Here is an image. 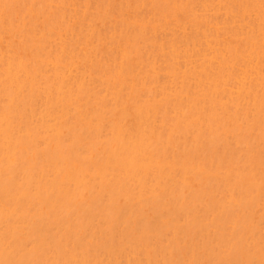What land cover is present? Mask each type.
Masks as SVG:
<instances>
[{"label":"rangeland","instance_id":"1","mask_svg":"<svg viewBox=\"0 0 264 264\" xmlns=\"http://www.w3.org/2000/svg\"><path fill=\"white\" fill-rule=\"evenodd\" d=\"M235 1L237 2L238 0L232 2L231 0H0V56L3 54V57L5 56L7 59L5 61V58H0V62L3 59V63H7V61H12L14 57L17 63L22 64H18L17 67L15 62L13 66H16V69H24V67L27 70L28 68L30 69V76L28 71L23 74L24 71L22 69L19 70L20 72L15 69L20 74L21 81L24 80L21 83L24 84L25 80L30 81L26 82L27 85L33 83L31 87L29 86L30 84L25 87L24 85H10L9 82V86L17 87V94L18 92L21 93L20 95H15V91L11 92L14 88H10L8 85L7 87L3 86V80L6 79L7 81L6 70H4L7 64L5 63L6 65L4 66L3 63H0L4 66L2 67L3 70L0 68V76L3 78V80L0 78V113H4L7 116V112H9V115L14 112L12 115H19L22 123L26 116V119L31 118L30 120H32L34 118V121L35 117L32 114L34 115L36 110L39 112L40 109V112L37 113L40 116V120L35 115L37 116L36 123L37 120L40 121L38 123H41V121L51 119L55 123H51L50 121L49 123L53 125L50 126L57 129L55 135V129H48L50 127L48 126V121L46 122L47 124L44 122L45 126H41L43 123L41 125L37 123V125L34 123L35 121L29 126L28 123L32 121L30 122L27 119L23 123L25 124L24 126L20 124L24 129L21 127L23 129L21 130L22 134L20 132L21 135L18 134L19 136L17 135V137L19 138L23 135L28 137L30 139V141L28 138L26 139L28 145L25 143L24 136L23 138L21 137L22 139L19 141L23 143L24 140V146L22 147V144L20 143V145L17 142L16 151L12 150L15 153L14 160L10 159V161L6 157L4 159L5 155L0 151V164L2 162V165H0V179L1 173L3 174L2 179L4 178L3 181L1 179L3 182H0L1 185L13 182L11 183L13 186L14 180L12 181V179L15 177V180L19 182H15L18 183L16 184L18 188L19 185L22 187L24 184L25 186L26 180V186L30 182H33L31 183L32 185L30 184L32 187L28 186L30 188L27 191L26 186V189L22 187L25 190L24 193H30L28 200L25 198V201L23 198L22 202H17L16 199L21 193V197L27 194H23L24 190L21 187L20 189L16 188L14 184L13 187L17 191L22 190L20 194H15L14 198L16 199L13 198L14 202L17 203L13 204V206L10 203L5 205V207L0 206L2 214L3 210L4 212L6 211L2 217L3 222H1L4 223V226L0 227V231L5 229L11 230L8 233L5 230L3 237L0 234V246H2L0 249V264H264V30H262V27L264 28V0H256L258 3L262 2L261 4L259 3L261 6L255 2L256 5L254 0H242V3L241 0L237 3ZM249 1L250 3H248ZM243 2H246V5L244 3L245 7ZM237 6L240 7L238 8ZM246 12L252 15L249 16ZM202 14L203 16L206 15L204 18L206 17V20L210 22L198 16H202ZM239 16L242 21L239 19ZM247 17L249 18L248 20ZM200 18L207 23H204ZM194 20L198 23L199 21H203L201 22L202 26L200 23H194ZM252 22L258 24L254 25ZM228 30L233 32L235 30V32L234 34H229L231 31ZM208 31L212 36L209 35ZM220 32L222 34L224 32L226 35H222ZM201 33L204 34L202 35ZM194 36L196 37L195 39H193ZM212 39L215 41V44ZM230 42L234 43L233 47V43L231 44ZM203 43H206L205 46L207 47ZM260 43H263V46L260 47L262 45ZM59 44L60 47H58ZM240 44L244 47H241ZM170 47H173L171 52ZM176 47H179L180 50ZM245 47H250L251 49H246ZM255 47L260 48H258V52H255L257 49ZM60 48L63 50H60ZM198 50L200 55L196 54L197 56H195ZM61 55L64 56L61 57L62 60H65L66 55L67 61H72L68 63L66 60H63L64 62H62L60 60ZM256 55L257 57L260 56L256 59ZM201 58L203 59V63L201 62ZM225 58L230 63L228 62L227 64V59L225 60ZM258 59L261 60L259 61ZM74 60L79 65L74 64ZM252 60H254V64ZM192 62L196 64L194 65ZM67 63L70 65L68 69ZM56 66L63 67L64 69L57 67L60 71L62 70L59 72V70H56ZM50 67H54L55 69L51 70L52 68ZM239 67L241 68L239 69ZM79 68L83 74H81L82 72ZM235 68L239 70L237 71ZM68 70L70 71L67 75L66 72ZM188 70L191 71L187 72ZM240 70L246 73L249 71V74L247 75ZM72 71L73 73H70ZM250 71H255L256 75ZM59 73L63 75L61 76ZM250 74L251 76H249ZM3 75L6 77L4 78ZM261 76L263 77L261 78ZM24 77H27V79H23ZM70 77L73 78L72 82ZM32 78H38L36 81L39 86L36 84L35 79ZM203 78L206 79L204 80ZM235 78L237 83L235 82ZM77 79L80 81L77 82ZM231 79L234 82H231ZM51 80L52 82L55 81L57 87L52 88L56 85H53L54 83L50 84ZM69 83L70 85H66ZM73 83L76 84L75 86L78 85L76 90H80L85 86L82 89L84 92L81 91V94V92L73 90L76 88ZM206 83H209V86ZM220 83L224 87L222 85L218 86ZM204 84L209 89H206L208 87ZM230 84L233 89L229 87ZM233 84L238 87V91L235 90ZM252 84L254 87H252ZM255 84L260 87H256ZM46 85L48 88L45 87ZM48 85L50 89L52 88L50 91L53 90V94L47 91L49 89ZM169 85L172 86V92L167 88V86L170 88ZM242 85L248 87H245V90H242L243 92L239 90L240 87H244ZM40 86L44 88L41 89ZM70 86L75 91V97L70 95L71 93L74 95L73 91H69V96L64 95V92H68ZM212 86L214 87L212 88ZM22 87L29 90L21 89ZM61 87L63 90L66 87L68 89L64 92L63 90L61 92L57 91ZM36 88L38 91L40 89L45 91L47 88L46 91L48 93L46 91L45 93L39 91L44 98L40 97L41 94L36 93ZM31 89L35 91H31ZM55 89L56 91H54ZM224 89L225 92H223ZM249 89L250 91L254 89L253 92L257 96L251 93L252 91L249 92ZM174 91L175 93H179V95L177 93L173 94ZM219 91L222 93L223 98L220 97L221 99L216 100L215 95L218 94V98ZM33 92L34 94H32ZM232 92L234 95H232ZM8 93L10 95L13 94L11 95V99ZM170 93L174 96H171ZM214 93L216 94L212 95ZM226 93L228 94L226 95ZM53 95L56 97L62 95L61 99L63 98V100L53 97ZM259 95L260 98H258ZM63 96H66L67 100ZM45 97H48V100H50L49 97L53 98L51 100L54 102L48 101V105L45 103L47 101L44 102L46 100ZM248 97L249 100L246 99ZM250 97H252V100ZM35 99L38 102H32ZM256 99H259V102H256ZM39 100H42L44 104ZM73 100L78 102H74ZM220 100L223 101L220 102ZM16 101L18 102L16 104L19 105H10L15 104ZM59 101L67 109L63 105L60 106ZM242 101V105L239 104ZM253 102L257 103V107L254 106L256 104ZM32 103H38L39 107L37 106V108L32 109ZM145 103L153 105L150 106ZM245 103L249 111L245 110L247 107H244V109L241 107L243 104L246 106ZM52 104L54 105L52 106ZM140 104H142L143 108L141 107L139 110ZM235 104L239 106L235 107ZM45 105H48L47 107L52 109L49 108L44 111ZM14 106L16 107L12 111V107ZM147 106L149 107L147 108ZM228 106H230V109ZM9 107L11 108L10 110ZM54 107L57 108L56 112H62V116L64 117L57 114L55 110L51 112L55 109ZM251 107H255V110ZM212 108L216 113L212 111ZM259 108L263 112L255 113L256 110L260 112L258 111ZM145 109L147 110L145 111ZM148 109L150 110L148 111ZM210 109L212 112H210ZM65 110L67 111L65 112ZM230 110L235 111L231 112ZM18 111L19 113H17ZM25 111L26 113H23ZM41 111L45 113L47 111L48 113L42 117L44 112L41 113ZM28 112L31 117L27 115L29 114ZM20 113L23 114L20 115ZM53 113H56L57 116L54 117ZM104 113L106 117H104ZM145 113L148 115H145ZM153 114L156 115L154 116ZM22 116L25 117L22 118ZM153 116L155 119L152 118ZM41 118H44V120ZM60 118L61 123H57ZM150 118L151 120L154 119V122L156 120L155 126L154 122L152 123L151 120H148ZM146 120L147 122H145ZM55 124H60V127L57 126L59 127L57 128ZM144 125L147 128H151V126L155 128L151 129V132L149 131L150 129L147 130L146 128L145 133L143 129L144 132L141 130V127L145 128ZM28 127L31 130L34 127L35 130L29 131ZM27 130L31 135L36 133V136L32 135L30 137ZM47 130L50 132H47ZM127 130L131 131L128 133ZM57 131H60V133ZM139 131L140 133H138ZM147 131L149 132L147 133ZM130 134L132 136L141 134L139 135L140 137L137 136L139 139L148 134V138L145 137L146 141L143 139L144 141L139 142L137 137H135L136 139L132 137L135 141L131 142L133 139L129 136ZM43 137L44 139L42 140ZM128 141L131 142L130 148L133 146L137 148L133 147L134 157H140L144 165L140 164L142 166L138 167V163L141 160L133 157L132 148L131 154L128 151L127 153L129 154H121L123 150L120 151V149H123L125 146L128 147ZM34 142H37L35 147L33 145ZM143 143L145 144L144 146ZM135 144L138 145L136 146ZM140 145L144 147L143 149L141 146L144 152L146 150L147 155L143 153ZM36 147L37 151L40 148V152L36 151ZM127 150H129V147ZM125 151L126 148L123 152ZM44 153L49 154L46 155ZM142 153L145 156L142 157ZM38 155L40 156L38 157ZM124 155H127V157L130 155L128 158H133L134 160L131 159V161L135 162V166L136 163L138 165L135 168H139V170L132 169L134 171H131V177L128 174L126 175V173L130 172L128 169H131L133 164H129L131 162H129L130 159L125 158ZM117 156H120V160L121 157H124V159H127L125 161L129 162L126 163L128 169L125 168L127 172L122 170L126 165L121 164L125 163L123 162L124 160L120 162L121 167L117 166V163L120 161H118ZM51 157L54 159L52 158L53 160L50 162ZM115 157L118 162H116ZM147 157H149L148 160ZM74 158L80 160H75ZM84 158L87 160H84ZM18 159L20 163L17 161ZM23 159L25 160L24 162ZM37 161L39 163H36ZM83 161H86L87 164ZM54 162H56V165ZM115 162L117 168L114 165ZM37 164L39 165L36 166ZM155 164L159 165L160 168H158L159 166L156 167ZM112 165L113 167H111ZM129 165H131L130 168L128 167ZM146 165L150 170L148 169L149 171L145 173V170L143 171L141 167L144 166L146 168ZM12 166L13 169H15L14 167L17 169L13 171ZM74 166L76 167L74 168ZM28 167L31 169H28ZM72 167L77 170L78 176L80 169L84 171L85 174H82L83 171L81 172V179L80 177L78 179L76 174L73 175V171L77 172L76 170L72 171ZM18 168H22V170H19L21 171L20 173H18ZM64 168H66V172L62 174ZM11 171L13 173L17 172V174L14 173L15 177L11 176ZM103 172L106 173L105 176ZM138 172L140 173L139 175L137 174ZM43 173L46 176V173L50 174V176L48 175L49 181ZM60 173L61 178L63 176L61 181L62 183L64 181V186L68 190L75 188L72 190L76 193L74 195H77L72 198V194H70L71 196L68 194L69 196L67 197H71L72 199L66 198L67 202L70 200L69 203L65 202L67 205L64 203L65 200H59L63 198L57 196L60 193L56 192V188H49L51 180L57 177V174L60 175ZM86 173L92 177L89 176L87 179L88 175ZM135 173L138 175V179ZM27 176H29L30 182L26 178ZM33 176H35V179ZM39 176L41 180L44 176V181L45 179L46 182L48 181V187L43 184L45 182L42 183L45 189L42 188L41 184L39 185V182L42 181L36 182L40 180ZM74 176L78 180H82V177L85 179L83 178L82 182H76ZM61 178L57 179L60 180ZM31 179L37 180L31 181ZM132 179L136 180L133 181ZM54 180L56 179L54 178ZM68 181L72 184L74 183V185L71 187L69 183L67 186ZM75 183H78V187ZM81 183L84 186L86 183L89 185L91 183V185L84 187ZM80 185L83 186L80 188L84 190L76 189ZM76 190L78 192L79 190L81 191L77 194ZM71 191L70 193H72ZM33 193H36L35 196ZM32 195L36 197V199H33V202L31 201L32 198H30ZM21 197L18 199L20 200ZM102 197L103 199H101ZM152 197L153 199H151ZM49 198L51 199L48 200ZM47 200H53V202L55 200V202L52 204L53 202H47ZM92 202H95V204ZM47 203L48 206L46 205ZM71 203H74V206H71ZM76 206L77 209L75 208ZM66 207L68 208L66 209ZM187 207L188 209L186 210ZM17 209L19 210L17 211ZM10 212L17 216L14 214L10 216ZM8 218L11 221L7 220ZM13 220H16V222L13 223ZM11 222L17 226H13ZM9 224L16 228V234L13 230L14 228L10 229ZM9 233H11L12 238L5 239L7 235L10 236ZM30 240L31 242L27 243ZM23 241L24 244L22 243ZM15 246L18 248L14 250ZM5 250H7L8 254L4 252ZM10 255L11 257L14 256V259L13 257L10 258ZM41 255L42 258L40 257ZM25 256L26 258H24Z\"/></svg>","mask_w":264,"mask_h":264},{"label":"bare ground","instance_id":"2","mask_svg":"<svg viewBox=\"0 0 264 264\" xmlns=\"http://www.w3.org/2000/svg\"><path fill=\"white\" fill-rule=\"evenodd\" d=\"M156 1H157V0H156ZM199 1H200V0H199ZM202 1H204V0H202ZM217 1H218V0H217ZM232 1H234V0H231V2H232ZM238 1H239V0H238ZM238 1H237V2H238ZM259 1H260V0H259ZM261 1H263V0H261ZM222 2H224V1H222ZM225 2H226V1H225ZM227 2H228V1H227ZM235 2H236V1H235ZM237 2H236V3H237ZM255 2H257V1L254 0V3H255ZM233 3H234V2H233ZM241 3H242V0H241ZM244 3H245V5H246V2H243V5H244ZM248 3H250V1H249ZM252 3H253V2H252ZM252 3H251V5H252ZM259 3H260V2H259ZM259 3L257 2L258 5H260L262 2H261L260 4H259ZM263 3H264V2H263ZM108 4H109V3H108ZM201 4H202V2H201ZM229 4H230V3H229ZM255 4H256V3H255ZM257 4H256V5H257ZM44 5H45V4H44ZM44 5H43V7H44ZM105 5H106V4H105ZM219 5H220V4H219ZM245 5H244V7H245ZM263 5H264V4H263ZM199 6L201 7V5H199ZM227 6H228V5H227ZM240 6H242V5L240 4ZM240 6H239V7H240ZM247 6H249V5H247ZM260 6H261V5H260ZM224 7H225V6H224ZM233 7H234V6H233ZM237 7H238V6H237ZM239 7H238V8H239ZM257 7H258V6H257ZM262 7H263V6H262ZM193 8H194V7H193ZM205 8H206V7H205ZM235 8H236V5H235ZM252 8H253V7H252ZM260 8H261V7H260ZM21 9H22V8H21ZM225 9H226V8H225ZM41 10H42V9H41ZM205 10H206V9H205ZM207 10H208V9H207ZM236 10H238V9H236ZM247 10H248V9H247ZM255 10H257V9H255ZM194 11H195V9H194ZM201 11H202V10H201ZM240 11H241V10H240ZM251 11H252V10H251ZM236 12L238 13V11H236ZM236 12H235V13H236ZM249 12H250V11H249ZM249 12H246V13H247L249 16L252 15V14H249ZM259 12H260V11H259ZM99 13H100V12H99ZM199 13H200V12H199ZM242 13H243V11H242ZM246 13H245V14H246ZM262 13H263V12H262ZM91 14H92V13H91ZM31 15H32V14H31ZM88 15H89V14H88ZM105 15H106V14H105ZM192 15H193V14H192ZM229 15H230V14H229ZM242 15H243V14H242ZM258 15H259V13H258ZM194 16H195V14H194ZM196 16H197V15H196ZM198 16L204 18V16H206V15L203 16V14H202V16H200V15H198ZM198 16H197V18H198ZM197 18H195V19H197ZM256 18H257V17H256ZM260 18H261V14H260ZM200 19H201V18H200ZM204 19L206 20V17H205ZM239 19L241 20L240 16H239ZM248 19H249V18L247 17V20H248ZM201 20H203V19H201ZM226 20H227V19H226ZM229 20H230V19H229ZM247 20H246V21H247ZM261 20H262V19H261ZM261 20H260V21H261ZM194 21H195L194 23H196V24H199V23H200L201 26H202V23H201V22H203L204 20L201 21V22L199 21V23L196 22V20H194ZM206 21H209V20H206ZM206 21H204V23H205ZM241 21H242V20H241ZM255 21H256V20H255ZM263 21H264V20H263ZM209 22H210V21H209ZM238 22H239V21H238ZM206 23H207V22H206ZM212 23H213V22H212ZM220 23L223 24L222 22H220ZM239 23H240V22H239ZM252 23H253L254 25H257V24H258V23L255 24L254 22H252ZM252 23H251V24H252ZM214 24H215V23H214ZM224 24H225V23H224ZM259 24H260V23H259ZM191 25H192V24H191ZM203 25H204V24H203ZM210 25H212V24H210ZM231 25H232V23H231ZM260 25H261V24H260ZM205 26H206V25H205ZM205 26H204V27H205ZM212 27H213V26H212ZM255 27H256V26H255ZM261 27H262V26H261ZM261 27H260V30H261ZM188 28H189V27H188ZM201 28H202V27H201ZM250 28H251V27H250ZM204 29L206 30V28H204ZM204 29H203V30H204ZM213 29H214V28H213ZM216 29H217V28H216ZM216 29H215V31H216ZM218 29H219V28H218ZM248 29H249V28H248ZM12 30H13V28H12ZM220 30H221V29H220ZM220 30H219V31H220ZM232 30H233V29H232ZM245 30H247V29H245ZM262 30H264L263 27H262ZM262 30H261V31H262ZM206 31H207V30H206ZM228 31H231V30H228ZM232 32H233V31H231V33H229V32H228V33H229V34H234L235 30H234L233 33H232ZM186 33H187V32H186ZM195 33H196V32H195ZM198 33H200V32H198ZM208 33H209V31H208ZM220 33L222 34V32H220ZM226 33H227V32H226ZM245 33H247V31H245ZM263 33H264V31H263ZM201 34H202V33H201ZM201 34H200V35H201ZM203 34H204V33H203ZM203 34H202V35H203ZM223 34H224V32H223ZM223 34H222V35H223ZM229 34H228V35H229ZM236 34H237V33H236ZM16 35H17V34H16ZM16 35H15V36H16ZM188 35H189V34H188ZM209 35L212 36L211 33H209ZM209 35H208V36H209ZM224 35H226V34H224ZM239 35H240V34H239ZM138 36H139V35H138ZM195 36H196V34H195ZM195 36H194L193 39L196 38ZM213 36H214V35H213ZM219 36H220V35H219ZM231 36H232V35H231ZM231 36H230V37H231ZM236 36H238V35H236ZM241 36H242V35H241ZM262 36H263V35H262ZM192 37H193V36H192ZM204 37H205V36H204ZM221 37H222V36H221ZM232 37L235 38L234 36H232ZM197 38H199V37H197ZM202 38H203V37H202ZM211 38H212V37H211ZM225 38H226V37H225ZM240 38H241V37H240ZM252 38H254V37L252 36ZM256 38H257V36H256ZM263 38H264V36H263ZM203 39H204V38H203ZM206 39H207V38H206ZM213 39H215V38H213ZM213 39H212V41H213ZM242 39H243V38H242ZM188 40H189V39H188ZM198 40H199V39H198ZM200 40H202V39H200ZM204 40H205V39H204ZM209 40H210V39H209ZM223 40H224V39H223ZM228 40H229V39H228ZM237 40H238V39H237ZM245 40H246V39H245ZM261 40H262V39H261ZM196 41H197V39H196ZM225 41H226V40H225ZM225 41H224V43H225ZM229 41H230V40H229ZM243 41H244V40H243ZM39 42H40V41H39ZM191 42H193V41H191ZM197 42H199V41H197ZM205 42H206V41H205ZM208 42H209V41H208ZM210 42H211V41H210ZM213 42H214V44H215V41H213ZM226 42H227V41H226ZM194 43H196V42L194 41ZM199 43H200V42H199ZM222 43H223V42H222ZM230 43L232 44L233 42H230ZM237 43H240V42H237ZM244 43H245V42H244ZM250 43H251V42H250ZM250 43H249V44H250ZM60 44H61V43H60ZM60 44H59L58 47H60ZM175 44H176V42H175ZM175 44H174V45H175ZM177 44H178V43H177ZM187 44H188V43H187ZM201 44H202V42H201ZM205 44H206V43H205ZM205 44L203 43L204 46H205ZM209 44H210V43H209ZM247 44H248V43H247ZM260 44H262V45H260V47L263 46V43H260ZM61 45H62V44H61ZM169 45H170V44H169ZM172 45H173V42H172ZM194 45H195V44H194ZM194 45H193V46H194ZM233 45H234V43L232 44V47H233ZM235 45H236V43H235ZM252 45H254V44H252ZM256 45H257V44H256ZM39 46H40V45H39ZM63 46H64V45H63ZM170 46H171V45H170ZM178 46H179V44H178ZM185 46H186V44H185ZM197 46H198V44H197ZM209 46H210V45H209ZM240 46H241V44H240ZM254 46H255V45H254ZM183 47H184V46H183ZM199 47H200V44H199ZM199 47H198V48H199ZM205 47H207V46H205ZM214 47H215V46H214ZM236 47H237V46H236ZM241 47H244V46L242 45ZM251 47H252V46H251ZM39 48H40V47H39ZM140 48H141V47H140ZM170 48H171V50H170V52H171L172 49H173V47H170ZM176 48H179V47H176ZM188 48H189V47H188ZM191 48H193V47H191ZM196 48H197V47H196ZM245 48L247 49L248 47H245ZM252 48H254V47H252ZM255 48H257L255 52H258V48H259V47H255ZM61 49H62V48H60V50H61ZM228 49H229V48H228ZM239 49H240V48H239ZM248 49H251V48L249 47ZM259 49H260V48H259ZM62 50H63V49H62ZM179 50H180V48H179ZM194 50H195V48H194ZM203 50H204V49H203ZM217 50H218V49H217ZM261 50H262V49H261ZM42 51H43V50H42ZM195 51H196V50H195ZM237 51H238V50H237ZM239 51H241V50H239ZM33 52H34V51H33ZM62 52H63V51H62ZM62 52H61V53H62ZM174 52H175V51H174ZM193 52H194V51H193ZM246 52H247V51H246ZM246 52H245V54H247ZM250 52H252V51H250ZM253 52H254V51H253ZM255 52H254V53H255ZM5 53H6V52H5ZM177 53H178V52H177ZM199 53H200V52H199V50H198V53H195V56H197ZM225 53H226V52H225ZM241 53H242V52H241ZM260 53H261V52H260ZM175 54H176V53H175ZM196 54H197V55H196ZM211 54H212V52H211ZM211 54H210V55H211ZM229 54H230V53H229ZM233 54H234V53H233ZM243 54H244V53H243ZM173 55H174V53H173ZM199 55H200V54H199ZM210 55H208V56H210ZM230 55H231V54H230ZM240 55H241V54H240ZM1 56H2V57H1ZM1 56H0V58H5V56L3 57V54H2ZM6 56H7V55H6ZM10 56L12 57V55H10ZM205 56H206V55H205ZM236 56H237V55H236ZM259 56H260V55H259ZM259 56H258V57H259ZM11 57H10V58H11ZM37 57H38V55H37ZM61 57H64V56H62V55L60 56V60H61L62 62H64L65 60H66V61L68 60V59L66 58V55H65V60L63 59L64 61L62 60ZM180 57H181V56H180ZM198 57H199V56H198ZM211 57H212V56H211ZM211 57H210V58H211ZM221 57L223 58V56H221ZM247 57H248V56H247ZM258 57H257V55H256V59H257ZM8 58H9V55H8ZM182 58H183V57H182ZM234 58H235V57H234ZM11 59H12V58H11ZM11 59H10V60H11ZM16 59H17V58H16ZM69 59H70V58H69ZM201 59H202V58H201ZM226 59H227V58H225V60H226ZM235 59H236V58H235ZM239 59H240V58H239ZM256 59H255V61H257ZM1 60H2V61H1L0 63H3V59H1ZM4 60L6 61L7 59L5 58ZM13 60H14V62H13ZM17 60H18V59H17ZM222 60H223V59H222ZM258 60H259V59H258ZM260 60H261V59H260ZM260 60H259V61H260ZM52 61H54V60H52ZM52 61H51V62H52ZM71 61H72V60H70L69 62L67 61V62L70 63ZM76 61H77V59H76ZM202 61H203V59L201 60V62H202ZM230 61H231V60H230ZM240 61H241V59H240ZM253 61H254V60H252V62H253ZM259 61H258V62H259ZM263 61H264V60H263ZM15 62H16V60H15L14 57H13L12 61H7V63L5 62L7 65H6L5 63H3L4 66L6 65L5 67L2 66V64H0V65H1V67H0L1 69H2V67L6 68V69H4V70H6L5 72H6L7 77L4 76V75H3V76H4V78L6 77V78H7V81H8V83H7L6 79L3 80V78L0 76L1 80L4 81V82H3V83H4L3 86H4V87H7V85L9 86V82H10V85H12V84H14L15 86H17V85H24L25 87H27V86L30 84L29 86L31 87V86L33 85V83H32V84L29 83V84L27 85L26 82H30V81H28V80H27V81L25 80V83H24V84L21 83V82H24V80L21 81V76H20V74H18V72H20L19 70H21L22 68H21V69H18V68L16 69V66H17L18 64H19V65H22V64L17 63V62L15 63ZM46 62H47V61H46ZM51 62H50V63H51ZM54 62H55V61H54ZM59 62H60V61H59ZM193 62H194V61H193ZM193 62H192V63H193ZM228 62H229V61H228V59H227L226 63L228 64ZM238 62H239V61H238ZM250 62H251V61H250ZM250 62H249V64L252 63V62H251V63H250ZM14 63L16 64L15 67L13 66ZM52 63H53V62H52ZM55 63H56V62H55ZM55 63H54V64H55ZM65 63H66V62H65ZM68 63H67V64H68ZM73 63H74V64H78V63H75V60L73 61ZM182 63H183V62H182ZM184 63H185V62H184ZM187 63H188V62H187ZM190 63H191V62H190ZM196 63H197V61H196ZM196 63H195V64H196ZM199 63H200V60H199ZM202 63H203V62H202ZM223 63H224V62H223ZM229 63H230V62H229ZM239 63H240V62H239ZM246 63H247V62H246ZM23 64H24V63H23ZM47 64H49V63H47ZM67 64H66V65H67ZM193 64H194V63H193ZM195 64H194V65H195ZM216 64H217V63H216ZM218 64H219V63H218ZM224 64H225V63H224ZM240 64H241V63H240ZM240 64H238V65H240ZM253 64H254V62H253ZM255 64H257V63L255 62ZM63 65H65V64H63ZM71 65H72V63H71ZM78 65H79V64H78ZM189 65H191V64H189ZM214 65H215V64H214ZM23 66H24V65H23ZM26 66H27V65H26ZM50 66H51V64H50ZM61 66H62V65H61ZM68 66H69V67H68ZM68 66H67V69L70 68V65H69V64H68ZM75 66H76V65H75ZM185 66H186V64H185ZM196 66H198V65H196ZM223 66H224V65H223ZM225 66H226V65H225ZM251 66H252V64H251ZM254 66H255V65H254ZM257 66H258V64H257ZM17 67H18V66H17ZM21 67H22V66H21ZM57 67H59V66H56V68H57ZM77 67H78V66H77ZM183 67H184V65H183ZM212 67H213V66H212ZM247 67H248V66H247ZM249 67H250V66H249ZM260 67H261V66H260ZM260 67H259V68H260ZM27 68H28V66H27ZM50 68H52L51 70L55 69L54 67H50ZM59 68H60V67H59ZM59 68L56 69V70H59V72L62 71V70L60 71V69H64L63 67L60 68V69H59ZM97 68H98V67H97ZM124 68H125V67H124ZM180 68H181V67H180ZM184 68H185V67H184ZM197 68H199V67H197ZM219 68H220V66H219ZM240 68H241V67H239V69H240ZM252 68H253V66H252ZM1 69H0V70H1ZM15 69L18 70V72H17ZM147 69H148V68H147ZM162 69H163V68H162ZM185 69H186V68H185ZM191 69H192V68H191ZM215 69H216V68H215ZM229 69H230V68H229ZM239 69H238V70H239ZM244 69H245V68H244ZM244 69H243V70H244ZM2 70H3V69H2ZM22 70L24 71L23 74H25V72L28 71L29 76H30V71H29L30 69H29V68H28V70H27V69L24 67V69H22ZM25 70H26V71H25ZM65 70H66V69H65ZM79 70H80V68H79ZM199 70H200V68H199ZM222 70H223V69H222ZM231 70H232V69H231ZM235 70H237V68H235ZM238 70H237V71H238ZM250 70H251V69H250ZM252 70H253V69H252ZM256 70H257V69H256ZM256 70H255V71H256ZM259 70H260V69H259ZM66 71H67V70H66ZM66 71H65V72H66ZM69 71H70V70H68V72H66L67 75H68ZM73 71H74V70H73ZM73 71L70 72V73H73ZM76 71H77V70H76ZM76 71H75V72H76ZM80 71H81V70H80ZM189 71H191V70H188L187 72H189ZM195 71H196V70H195ZM208 71H210V70H208ZM233 71H234V70H233ZM240 71H242V70H240ZM244 71H246V70H244ZM244 71H242V72H244ZM255 71H254V72L250 71V72L255 73V75H256V72H255ZM257 71H258V70H257ZM2 72L4 73V71H2ZM54 72H55V71H54ZM81 72H82V71H81ZM247 72H248V73H246V72H244V73H246V74L248 75V74H249V71H247ZM62 73H63V72H62ZM76 73H78V72H76ZM159 73H160V72H159ZM193 73H194V71H193ZM214 73H215V72H214ZM224 73H225V72H224ZM237 73H238V72H237ZM263 73H264V71H263ZM21 74H22V72H21ZM23 74H22V75H23ZM32 74H33V72H32ZM32 74H31V76H32ZM59 74H60V73H59ZM64 74H65V73H64ZM81 74H83V72H82ZM183 74H184V73H183ZM186 74H187V73H186ZM215 74H216V73H215ZM241 74H242V73H241ZM33 75H34V74H33ZM55 75H56V74H55ZM60 75H61V74H60ZM62 75H63V74H62ZM62 75H61V76H62ZM72 75L74 76V74H72ZM78 75H79V74H78ZM84 75H85V73H84ZM187 75H188V74H187ZM187 75H186V76H187ZM191 75H192V74H191ZM195 75H196V74H195ZM207 75H208V74H207ZM222 75H223V73H222ZM228 75H229V74H228ZM234 75H235V74H234ZM252 75H253V74H252ZM261 75H262V74H261ZM24 76H25V75H24ZM186 76H185V78H186ZM188 76H189V75H188ZM198 76H199V75H198ZM202 76H204V75H202ZM224 76H225V74H224ZM236 76H237V74H236ZM242 76H243V75H242ZM249 76H251V74H250ZM32 77H34V76H32ZM37 77H38V76H37ZM52 77H53V76H52ZM66 77H67V76H66ZM75 77L78 78V79H80V78L77 77V76H75ZM205 77H206V75H205ZM211 77H212V76H211ZM222 77H223V76H222ZM229 77H230V76H229ZM229 77H228V78H229ZM238 77H239V76H238ZM240 77H241V76H240ZM252 77H254V76H252ZM262 77H263V76H261V78H262ZM25 78L27 79V77H24L23 79H25ZM57 78H59V77H57ZM70 78H71V82H72V79H73V78H72V77H70ZM70 78H69V79H70ZM85 78H86V77H85ZM206 78H207V77H206ZM206 78H205V79H206ZM246 78H247V77H246ZM259 78H260V77H259ZM261 78H260V79H261ZM32 79H35V78H32ZM36 79H38V78H36ZM36 79H35V81H36ZM78 79H77V82L80 81V80H78ZM201 79H202V78H201ZM203 79H204V78H203ZM205 79H204V80H205ZM207 79H208V78H207ZM237 79H238V78H237ZM250 79L253 81L252 78H250ZM256 79H258V78H256ZM54 80H55V79H54ZM59 80H60V78H59ZM67 80H68V79H67ZM122 80H123V79H122ZM210 80H211V79H210ZM231 80H232V79H231ZM231 80H230V81H231ZM243 80H244V77H243ZM246 80H247V79H246ZM248 80H249V79H248ZM251 80H250V81H251ZM5 81H6V82H5ZM35 81H33V82H35ZM45 81H46V80H45ZM65 81H66V80H65ZM200 81H201V80H200ZM200 81H198V82H200ZM221 81H222V80H221ZM252 81H251V82H252ZM255 81H256V80H255ZM255 81H254V82H255ZM263 81H264V79H263ZM31 82H32V81H31ZM48 82H49V81H48ZM59 82H60V81H59ZM84 82H85V81H84ZM168 82H169V81H168ZM207 82H208V81H207ZM211 82H213V81H211ZM216 82H217V81H216ZM226 82H227V81H226ZM231 82H234V80H232ZM231 82H230V83H231ZM235 82H236V78H235ZM244 82H245V81H244ZM3 83L1 82V84H3ZM6 83H7V84H6ZM49 83H50V84H51V83H54L53 85H56V84H55V81L52 82V80H51V82H49ZM61 83H62V81H61ZM86 83H87V82H86ZM86 83H85V85H86ZM170 83H172V82H170ZM170 83H169V84H170ZM196 83H197V82H196ZM201 83H202V82H201ZM214 83H215V82H214ZM236 83H237V82H236ZM236 83H235V84H236ZM245 83H246V82H245ZM245 83H244V84H245ZM5 84H6V86H5ZM34 84H35V83H34ZM36 84L38 85L37 81H36ZM36 84H35V85H36ZM73 84H74V86L76 85L75 83H73ZM80 84H81V83H80ZM206 84H207V83H206ZM208 84H209V83H208ZM208 84H207V85H208ZM211 84H212V83H211ZM227 84H228V83H227ZM231 84H232V83H231ZM231 84H230V86H229L230 88H232V87H231ZM242 84H243V82H242ZM37 85H36V86H37ZM66 85H70V83H69V84H66ZM81 85H82V84H81ZM184 85H185V84H184ZM201 85H202V84H201ZM204 85H205V84H204ZM207 85H205V86H207ZM212 85H213V84H212ZM214 85H215V84H214ZM220 85H222V86L224 87L223 84H221V83L218 84V86H220ZM233 85H234V84H233ZM237 85H238V84H237ZM239 85H240V84H239ZM246 85H249V84H246ZM252 85H253V84H252ZM260 85H261V84H260ZM263 85H264V84H263ZM38 86H39V85H38ZM38 86H37V87H38ZM48 86H49V85H48ZM51 86H52V85H51ZM64 86H65V85H64ZM77 86H78V85H77ZM77 86H75L76 88L74 87L75 89H73V90H76V89H77ZM83 86H84V85H83ZM169 86H170V85H169ZM175 86H176V85H175ZM208 86H209V85H208ZM208 86H207V87H208ZM225 86H226V85H225ZM234 86H235V90L238 91V87H236V85H234ZM242 86H244V85H242ZM255 86H256V84H255ZM257 86H258V85H257ZM257 86H256V87H257ZM9 87H10V88H14V86H13V87H12V86H9ZM9 87H8V88H9ZM33 87H34V86H33ZM45 87H47V85H46ZM55 87H57V85L54 86V87H52V88H55ZM67 87H68V86H67ZM67 87H66L64 90H63V88L61 87V88L57 89V91H60V92H61V91L63 90V92H64V91H66V90L68 89ZM81 87H82V86H81ZM84 87H85V86H84ZM84 87H83V88H84ZM171 87H172V86H170V88H171ZM213 87H214V86H212V88H213ZM229 87H227V88H229ZM245 87H247V86L240 87V88H243V89H240V88H239V90H241V91H242V90H245ZM250 87H251V86H250ZM252 87H254V85H253ZM252 87H251V88H252ZM258 87H260V86H258ZM8 88H7V89H8ZM40 88H41V86H40ZM43 88H44V87H43ZM43 88H41V89H43ZM47 88H48V87H47ZM47 88H46V90H47ZM52 88H51V89H52ZM83 88H82V89H83ZM167 88H168V90H169L170 92H172V88H171V90H170V88H169L168 86H167ZM167 88H166V89H167ZM200 88H202V87H200ZM225 88H226V87H225ZM236 88H237V89H236ZM247 88H248V87H247ZM247 88H246V89H247ZM262 88H263V87H262ZM7 89H6V90H7ZM15 89H16V90H15ZM21 89H24V90H25V89H27V88L22 87ZM36 89H37V88H36ZM41 89H40L39 91H43V90H41ZM51 89H50V86H49V89H48L47 91H50ZM69 89H70V90H69ZM69 89H68V92L66 91L67 94L64 92V95H66V96L68 95V96H69V94H68L69 91H71V92L73 91L72 88H71V86H70ZM82 89H80V90H76V91H79V92L82 91V92H84ZM138 89H139V88H138ZM206 89H209V87L206 88ZM232 89H233V88H232ZM232 89H231V90H232ZM254 89H255V88H254ZM254 89L251 90L252 92H251L250 89H249V92L254 93V92H253ZM19 90H20V89H19ZM19 90H18V91H19ZM28 90H29V89H27V91H28ZM33 90H34V89H33ZM33 90L31 89V91H33ZM44 90H45V89H44ZM46 90H45V91H46ZM84 90H85V89H84ZM175 90H176V89H175ZM202 90H204V89H202ZM218 90H220V89H218ZM228 90H229V89H228ZM14 91H15V92H14ZM16 91H17V87L14 88L13 91L11 90V92H14V93H16ZM34 91H35V90H34ZM39 91H38V89H37V90H36V93L40 95L41 93H40ZM45 91H43V92L45 93ZM47 91H46V93H48ZM54 91H56V89H55ZM178 91H179V90H178ZM258 91H259V90H258ZM0 92H1V91H0ZM6 92H8V91H6ZM38 92H39V93H38ZM50 92H52V94L54 93L53 90L50 91ZM82 92H81V94H82ZM223 92H225V89H224ZM242 92H243V91H242ZM255 92H256V90H255ZM259 92H261V91H259ZM30 93H31V92H30ZM73 93H74V95H72V93H71L70 95L73 96V97H75V95H76V94H75V91H73ZM143 93H144V92H143ZM176 93H177V92H176ZM176 93H175V91H174L173 94H176ZM220 93H221V92L219 91V96H218V98H217V95H218V94L215 95L216 93H214V94H212V95H215V96H216V100H217V99L219 100V99H221L220 97H222V93H221V96H220ZM228 93H229V92H228ZM228 93H226V95H227ZM232 93H233V92H232ZM239 93H241V92L239 91ZM239 93H238V95H239ZM245 93H246V92H245ZM245 93H243V94H245ZM263 93H264V92H263ZM8 94H9V93H8ZM8 94H7V95H8ZM20 94H21V93L18 92V94L16 93L15 95H20ZM32 94H34V92H33ZM57 94H59V93H57ZM85 94H86V93H85ZM123 94H124V93H123ZM157 94H158V93H157ZM167 94H168V93H167ZM170 94H171V93H170ZM235 94H236V93H235ZM254 94H255V93H254ZM259 94H260V93H259ZM4 95H5V94H4ZM9 95H10V94H9ZM11 95H13V94H11ZM11 95L9 96L10 99L12 98ZM39 95H38V96H39ZM48 95H49V94H48ZM55 95H56V92H55ZM62 95H63V93H62ZM62 95H61V96H62ZM124 95H125V94H124ZM155 95H156V94H155ZM177 95H179V93H177ZM177 95H176V96H177ZM232 95H234V93H233ZM249 95H251V94L249 93ZM255 95H256V94H255ZM45 96H47V95H45ZM50 96H51V95H50ZM61 96H60V97H56V96L53 95V97H56V98H59V99H61ZM66 96H63V97L65 98ZM78 96H79V95H78ZM171 96H174V95L171 94ZM215 96H213V97H215ZM251 96H252V95H251ZM256 96H257V95H256ZM263 96H264V94H263ZM18 97H19V96H18ZM20 97H21V96H20ZM36 97H37V95H36ZM40 97H43V95L41 94ZM40 97H39V98H40ZM51 97H52V96H51ZM51 97H49L50 100L47 99L48 97H45L46 100H44V102L47 101V102H45V103L48 104V101H53V100H51V99H53V98H51ZM76 97H77V96H76ZM126 97H127V96H126ZM179 97H180V96H179ZM224 97H225V96H224ZM226 97H227V96H226ZM43 98H44V97H43ZM56 98H55V99H56ZM71 98H72V97H71ZM180 98H181V97H180ZM188 98H189V97H188ZM222 98H223V97H222ZM228 98H229V96H228ZM233 98H234V97H233ZM250 98H251V100H252V97H250ZM258 98H260V95H259ZM263 98H264V97H263ZM10 99H9V101H10ZM21 99H22V98H21ZM65 99H66V98H65ZM65 99H64V101H65ZM77 99H78V98H77ZM177 99H178V98H177ZM181 99H182V98H181ZM225 99H226V98H225ZM225 99H223V100H225ZM242 99H243V98H242ZM246 99L249 100V97L246 98ZM14 100H16V98H14ZM14 100H13V101H14ZM24 100H25V99H24ZM24 100H23V102H24ZM32 100H33V99H32ZM35 100H36V99H35ZM35 100L32 101V102H38L37 100H36V101H35ZM61 100H63V98H62ZM66 100H67V99H66ZM68 100H69V99H68ZM223 100H220V102L223 101ZM226 100H227V99H226ZM230 100H232V99H230ZM248 100H247V101H248ZM251 100H250V101H251ZM256 100H257V99H256ZM256 100H255V101H256ZM258 100H259V99H258ZM258 100H257L256 102H259ZM260 100H262V99H260ZM263 100H264V99H263ZM39 101H40V100H39ZM73 101H74V100H73ZM196 101H197V100H196ZM234 101H235V100H234ZM237 101H238V100H237ZM240 101H241V98H240ZM23 102H22V103H23ZM25 102H27V101H25ZM40 102H42V100H41ZM53 102H54V101H53ZM74 102H78V101H74ZM218 102H219V101H218ZM245 102H246V100H245ZM251 102H252V101H251ZM251 102H250V103H251ZM256 102H255V103L253 102V103L256 104V105H254V106L257 107V103H256ZM261 102H262V101H261ZM16 103H18V102L16 101L15 104L13 103V104H10V105H12V106H13V105H16V106L19 105V104H16ZM19 103H21V102H19ZM42 103H43V102H42ZM59 103H60V101H59ZM59 103H57V104H59ZM242 103H243V101H242L241 103H239V104L242 105ZM263 103H264V102H263ZM32 104H33V103H32ZM32 104H31V105H32ZM35 104H36V105H35ZM35 104L32 105V106H33L32 109L37 108L38 103H35ZM43 104H44V103H43ZM43 104H41V106H43ZM57 104H56V105H57ZM65 104H66V103H65ZM74 104H75V103H74ZM145 104H146V105H150V103H149V104L145 103ZM193 104H195V103H193ZM233 104H234V102H233ZM248 104H249V103H248ZM258 104H259V103H258ZM24 105H25V103H24ZM26 105H27V104H26ZM34 105H35V107H34ZM39 105H40V103H39ZM48 105H49V104H48ZM48 105H47V106H48ZM53 105H54V104H52V106H53ZM61 105H63V104L60 103V106H61ZM140 105H141L140 107L138 106V107H139V110H140V108L142 107V104H140ZM143 105H144V103H143ZM146 105H145V108H146ZM151 105H153V104H151ZM151 105H150V106H151ZM218 105H219V104H218ZM228 105H229V104H228ZM230 105H231V103H230ZM245 105H246V103H245ZM263 105H264V104H263ZM16 106L12 107V108H13L12 111L14 110V108H15ZM29 106H30V105H29ZM41 106H40V107H41ZM45 106H46V105H45ZM47 106H46V108H43L44 111H45V109H49V108H50V107H47ZM57 106H59V105H57ZM57 106H56V107H57ZM63 106H64V108H66L65 105H63ZM68 106H69V105H68ZM76 106H77V105H76ZM154 106H155V105H154ZM154 106H153V107H154ZM195 106H196V104H195ZM236 106H239V105H236V104H235V107H236ZM250 106H251V105H250ZM252 106H253V105H252ZM4 107H5V105H4ZM38 107H39V106H38ZM43 107H44V106H43ZM69 107H70V106H69ZM148 107H149V106H147V108H148ZM153 107H152V108H153ZM155 107H156V106H155ZM220 107H221V106H220ZM228 107H229V109H230V106H228ZM233 107H234V106H233ZM235 107H234V109H235ZM241 107H243V109H244V107H247V105L244 106V104H243V106H241ZM258 107H259V106H258ZM5 108H7V107H5ZM41 108H42V107H41ZM54 108H55V107H54ZM59 108H60V109H63V108H61V107H59ZM142 108H143V107H142ZM213 108H214V107H213ZM213 108H212V109H213ZM221 108H222V107H221ZM251 108H254V110H255V107H251ZM251 108H250V109H251ZM262 108H263V106H262ZM10 109H11V108L9 107V110H10ZM18 109H19V107H18ZM30 109H31V108H30ZM38 109H39V108H38ZM50 109H52V108H50ZM56 109H57V108L53 109L51 112H54V110H55V112H56V111H57ZM66 109H67V108H66ZM68 109H69V108H68ZM74 109H75V108H74ZM78 109H79V108H78ZM238 109H239V108H238ZM238 109H236V110H238ZM240 109H242V108H240ZM7 110H8V109H7ZM25 110H26V109H25ZM97 110H98V109H97ZM146 110H147V109H145V111H146ZM149 110H150V109H148V111H149ZM152 110H156V109H152ZM231 110H232V108H231ZM231 110H230V111H231ZM245 110H248V111H249V108L247 107V108H245ZM252 110H253V109H252ZM252 110H251V111H252ZM263 110H264V109H263ZM44 111H41V113L44 112ZM48 111H50V110H48ZM61 111H62V110H61ZM61 111H60V112H61ZM66 111H67V110H65V112H66ZM68 111H69V110H68ZM102 111H103V110H102ZM104 111H105V110H104ZM148 111H147V113H148ZM212 111H214V109H213ZM212 111H211V109H210V112H212ZM234 111H235V110H234ZM234 111H231V112H234ZM243 111H244V110H243ZM258 111H260V112H257V110H256L255 113H262V112H263L262 110H260V108H259ZM261 111H262V112H261ZM6 112H7V111H6ZM39 112H40V109H39ZM39 112H37V110H36V113L33 112L34 115L31 113L32 116L35 117V120H34L35 122L33 121V119H34L33 117H32L33 119L30 120V119H31V118H30L31 115H30V113L28 112L29 114H27V115L30 116V117H29L30 119H28V118H27V119H28V121L30 120V122L32 121L31 123H28V121H27V123L29 124V126H30V124H32L33 122L36 123V117L38 116L37 113H39ZM136 112H137V111H136ZM214 112H215V111H214ZM238 112H239V110H238ZM245 112H246V111H245ZM7 113H8V115H9V112H7ZM7 113H6V114H7ZM10 113H11V112H10ZM13 113H14V112H12V114H13ZM17 113H19V111H18ZM17 113H16V114H17ZM23 113H26V111L23 112ZM23 113H22V114H23ZM46 113H48V112L46 111ZM46 113L44 112V114L42 115V117H43L44 115H46ZM56 113H57V112H56ZM56 113H53V114L55 115L54 117L57 116ZM102 113H103V112H102ZM102 113H101V114H102ZM106 113H107V112H106ZM215 113H216V112H215ZM255 113H254V114H255ZM263 113H264V112H263ZM12 114H11V115H12ZM22 114L20 113V115H22ZM57 114H60V116H62V112H61V113H57ZM76 114H77V113H76ZM101 114H100V115H101ZM247 114H248V113H247ZM250 114H251V113H250ZM0 115H1V116H0V151L2 152V154L5 155L3 158L5 159V157H6V158H8V160L10 161V159H13V158H14V155H15V153H13L12 150H13V149L15 150V149L17 148V142L20 144V143H21L20 141H21V139H22L23 136H24V135H23V136H20V137H19L20 139L17 137L18 134H19V135L22 134L21 130L24 129L23 126H24L25 124H23V123H25V121L27 120V119H26L27 116H26V115H25L26 117H25V116H22V118L25 117V118H24L25 120H23L24 122L21 123V121H20V119H19V115H15V114H14V115H12V116H11V115H9V116L7 115V116H6L4 113H3V114L0 113ZM35 115H37V116H35ZM47 115H49V114H47ZM51 115H52V113H51ZM105 115H106V114L104 113V117H106ZM145 115H148V114L145 113ZM149 115H150V114H149ZM151 115H152V114H151ZM153 115L155 116L156 114H153ZM252 115H253V114H252ZM259 115H260V114H259ZM14 116H18V117H14ZM101 116H102V115H101ZM154 116H153L152 118H154ZM253 116H254V115H253ZM45 117H46V116H45ZM62 117H64V116H62ZM110 117H111V116H110ZM20 118H21V117H20ZM22 118H21V119H22ZM39 118H40V116H38V119H39ZM46 118H47V117H46ZM57 118H59V117H57ZM41 119L44 120V118H41ZM47 119H48V118H47ZM53 119H54V118H53ZM144 119H145V118H144ZM154 119H155V118H154ZM154 119L151 120V118H150V119H148V120H149V121L151 120L152 123H153V122H154ZM39 120H40V119H39ZM39 120H37V123H38ZM55 120H57V119H55ZM47 121H48V123H49L50 121H51V123L53 122V120H51V119H50V120L48 119ZM47 121L44 120V121H41V123H38V124L41 125V124L43 123V125H41V126H45V125L47 124V123H46ZM60 121H61V118H60L59 122H57V123H61ZM39 122H40V121H39ZM44 122H45L46 124H45ZM145 122H147V120H146ZM145 122H144V123H145ZM155 122H156V120H155ZM155 122H154V126H155ZM168 122H169V121H168ZM27 123H26V127H27ZM37 123H36V124H37ZM51 123H49L48 126H50ZM53 123H55V122H53ZM150 123H151V122H150ZM150 123H149V124H150ZM20 124H22L23 126H22V125L20 126ZM38 124H37V125H38ZM44 124H45V125H44ZM55 125H56V124H55ZM112 125H113V124H112ZM137 125H138V124H137ZM147 125H148V124H147ZM151 125L153 126V124H151ZM151 125H150V126H151ZM51 126H53V125H51ZM51 126H50L48 129L53 128V127H51ZM57 126L60 127V124H57L56 127H57ZM114 126H115V125H114ZM139 126H140V124H139ZM144 126H145V125H144ZM148 126H149V125H148ZM152 126H151V128H150V127L147 128V126H145V128H144V127H141V130L143 129V130L145 131V129L147 128V130L150 129L149 131L151 132V131L155 128V127H152ZM21 127H22L23 129H22ZM54 127H55V126H54ZM59 127H57V128H59ZM137 127H138V126H137ZM40 128H41V127H40ZM43 128H44V127H43ZM45 128H46V127H45ZM27 129H28L29 131L31 130V128H29V127H28ZM54 129H55V130H54ZM68 129H69V128H68ZM134 129H135V128H134ZM151 129H152V130H151ZM28 130H27V131H28ZM32 130H35L34 127L32 128ZM32 130H31V131H32ZM50 130H51V129H50ZM53 130H54V133H55V131H56L57 129H56V128H53ZM53 130H52V131H53ZM141 130H140V131H141ZM143 130H142V132H144ZM24 131H25V130H24ZM24 131H23V132H24ZM29 131H28V133H29ZM42 131H43V130H42ZM42 131H41V133H42ZM52 131H51V132H52ZM127 131H128V130H127ZM130 131H131V130H130ZM130 131H128V133H129ZM132 131H133V130H132ZM135 131H136V130H135ZM140 131H139L138 133H140ZM149 131H147V133H148ZM20 132H21V134H20ZM45 132H46V131H45ZM47 132H50V131L47 130ZM57 132L60 133V131H57ZM136 132H137V131H136ZM136 132H134V133H136ZM28 133H27V134H28ZM54 133H53V134H54ZM134 133H133V135H134ZM145 133H146V131H145ZM29 134H30V133H29ZM35 134H36V133H35ZM35 134L33 133L32 135H35ZM19 135H18V136H19ZM32 135L30 134V137H32ZM37 135H38V132H37ZM55 135H56V133H55ZM57 135H58V134H57ZM139 135H141V134H139ZM139 135L132 136V134H130L129 136H130L131 138H132V137L135 138V137H137V136H139ZM142 135H144V134L142 133ZM35 136H36V135H35ZM21 137H22V138H21ZM37 137H38V136H37ZM37 137H36V140H37ZM39 137H42V136H39ZM139 137H140V136H139ZM145 137L148 138V134H146L145 136H143L142 139L140 138L141 140H140L138 137H137V139H138V141L140 142V141H144L143 139H145ZM27 138H28V137L24 136L25 141H26ZM53 138H54V137H53ZM131 138H129V139L131 140ZM28 139H29V138H28ZM43 139H44V137L42 138V140H43ZM132 139H133V138H132ZM135 139H136V138H135ZM19 140H20V141H19ZM32 140H34V139H32ZM32 140H31V141H32ZM36 140H35V141H36ZM56 140H57V139H56ZM25 141L23 140V143H21V144H22V147L24 146V142H25ZM29 141H30V139H29ZM134 141H135V140L133 139L131 142H134ZM145 141H146V139H145ZM131 142H129V141L127 142V144L129 143V146H128V147H129V150H127L128 147H126V146L124 145V143H126V142L123 143V145H124L125 147L122 146L123 149H120V151H121V150L124 151L125 148H126V151H125V152L122 151L121 154H123V153H124V154H129V153H127V151L130 152V154H131V148H132V153H133V147L135 148V146H133V147L130 148V144H131ZM224 142H225V141H224ZM25 143H27V145H28V141H26ZM36 143H37V142H36ZM36 143H35V142L33 143L34 147H35ZM60 143H61V142H60ZM136 143H137V141H136ZM145 143H146V142H145ZM21 144H20V145H21ZM133 144H134V143H133ZM133 144H132V145H133ZM25 145H26V144H25ZM27 145H26V146H27ZM49 145H50V143H49ZM132 145H131V146H132ZM135 145L137 146L138 144H135ZM144 145H145V144L143 143V146H144ZM146 145H147V143H146ZM29 146H30V145H29ZM31 146H32V144H31ZM50 146H51V145H50ZM50 146H49V147H50ZM68 146H70V145H68ZM72 146H73V145H72ZM141 146H142V145H140V147H141ZM143 146H142V147H143ZM22 147H21V148H22ZM122 147H121V148H122ZM142 147H141V149H142ZM32 148H33V146H32ZM18 149H19V145H18ZM135 149H137V148H135ZM135 149H134V150H135ZM143 149H144V147H143ZM143 149H142L143 153H146V150H145V152H144ZM145 149H146V147H145ZM154 149H155V148H154ZM27 150H28V149H27ZM31 150H32V149H31ZM47 150H48V149H47ZM15 151H16V150H15ZM15 151H14V152H15ZM17 151H18V150H17ZM19 151H20V149H19ZM36 151H37V147H36ZM135 151H137V150H135ZM1 152H0V154H1ZM11 152H12V153H11ZM24 152H25V151H24ZM37 152H40V148H39V150H38ZM46 152H47V151H46ZM48 152H49V150H48ZM119 153H120V152H119ZM135 153H136V152H135ZM143 153H142V157L145 156V154H143ZM158 153H159V152H158ZM10 154H13V155H10ZM24 154H25V153H24ZM24 154H23V155H24ZM44 154L47 155V154H49V153H44ZM44 154H43V155H44ZM57 154H59V153H57ZM133 154H134V153H133ZM136 154L138 155V153H136ZM31 155H32V154H31ZM146 155H147V153H146ZM25 156H26V155H25ZM39 156H40V155H38V157H39ZM79 156H80V155H79ZM115 156H116V155H115ZM120 156H122V155H120ZM120 156H117L118 161L120 160V159H119ZM129 156H130V155H128V157H129ZM131 156H132V155H131ZM134 156H135V154L133 155V157H134ZM139 156H140V153H139ZM53 157H54V156H53ZM53 157H51L50 162L55 158V157H54V158H53ZM124 157L127 158L128 160L130 159L129 162L131 161V159H133V158H131V157L128 158L127 155H126V156L124 155ZM124 157H121V160H124L123 162H125V163H121V164H124V165H125L128 161L126 162L125 160H127V159H124ZM136 157H137V156H136ZM136 157H134V158L136 159ZM0 158H1V156H0ZM16 158H18V157L16 156ZM16 158H15V161H16ZM52 158H53V159H52ZM59 158H60V157H59ZM100 158H101V157H100ZM122 158H123V159H122ZM137 158H139L138 160H141L140 157H137ZM145 158H146V157H145ZM148 158H149V157H147V160H148ZM223 158H224V157H223ZM21 159H22V158H21ZM25 159H26V158H25ZM37 159H38V158H37ZM74 159L77 160L78 158H74ZM80 159H82V158L80 157ZM80 159H78V160H80ZM85 159H86V158H84V160H85ZM115 159H116V157H115ZM115 159H114V161H115ZM13 160H14V159H13ZM86 160H87V159H86ZM121 160L118 162L117 159H116V162H118V163H117V164H118V165H117L118 167H121V166H120V165H121V164H120ZM133 160H134V159H133ZM144 160H145V159H144ZM15 161H14V162H15ZM17 161H19V163H20V160H19V159H18ZM24 161H25V160L23 159V162H24ZM39 161H40V160H39ZM48 161H49V160H48ZM64 161L66 162V160H64ZM99 161H100V159H99ZM136 161H137V160H136ZM219 161H220V160H219ZM21 162H22V161H21ZM27 162H28V161H27ZM41 162H42V161H41ZM46 162H47V161H46ZM67 162H68V161H67ZM83 162L86 163V161H83ZM88 162H89V161H88ZM116 162L114 163L115 166H116ZM129 162H128V163H129ZM137 162H139V161H137ZM9 163H10V162H9ZM11 163H13V162H11ZM16 163H18V162H16ZM36 163H39V162L37 161ZM55 163H56V162H54V164H55ZM73 163H74V161H73ZM148 163H149V162H148ZM155 163H156V162H155ZM4 164H5V163H4ZM14 164H15V163H14ZM33 164H34V163H33ZM54 164H53V165H54ZM86 164H87V163H86ZM112 164H113V163H112ZM129 164H131V165L133 164L134 167H133V165H132V168H131V169H128V168L126 167V166H127V164H126L125 167H124V169L127 168L128 170H130V172H129L130 174H129V173H126V175L128 174V176L131 177V175H132L131 171H134V170H132V169L135 168V167L138 166V165H139L138 167L144 165V162H143V164H142V160H141V161L138 163V165H137V163H136V166H135V162H134V161H133V162L131 161ZM140 164H142V165H140ZM146 164H147V161H146ZM0 165H2V162H1ZM15 165H16V164H15ZM15 165H14V166H15ZM38 165H39V164H37L36 166H38ZM55 165H56V164H55ZM57 165L60 166L59 163H57ZM91 165H93V164L91 163ZM96 165H98V164H96ZM131 165H129L128 167L130 168ZM155 165H156V164H155ZM155 165H154V167H155ZM9 166H10V165H9ZM18 166H19V164H18ZM18 166H17V167H18ZM117 166H116V168H117ZM122 166H123V165H122ZM146 166H147V165H146ZM149 166H150V165H149ZM151 166H152V165H151ZM157 166H159V165H156V167H157ZM0 167H1V166H0ZM4 167H5V166H4ZM22 167H24V166H22ZM54 167H56V166H54ZM65 167H66V166H65ZM75 167H76V166H74V168H75ZM111 167H113V165H112ZM154 167H152V168L154 169ZM2 168H3V167H2ZM14 168L17 169L16 167H14ZM29 168H30V167H28V169H29ZM34 168H35V167H34ZM62 168H63V167H62ZM66 168H67V167H66ZM66 168L63 169V172L61 171L62 174H63V173L65 174V172H66ZM78 168H79V167H78ZM80 168H81V167H80ZM103 168H104V167H103ZM122 168H123V167H122ZM122 168H120V169H122ZM146 168H147V170H146ZM146 168H144V166L141 167V169H142L143 171L145 170V173H146V171H149V170H150V169L148 168V166H147ZM152 168H151V170H152ZM158 168H160V166H159ZM158 168H157V169H158ZM12 169H13V166H12ZM12 169H11V170H12ZM15 169H13V171H14ZM28 169H27V170H28ZM30 169H31V168H30ZM53 169H54V168H53ZM53 169H52V170H53ZM59 169H61V167H59ZM82 169H84V168H82ZM112 169H113V168H112ZM124 169H122V170L127 172V170H126V169L124 170ZM135 169H136V170H139V168H135ZM141 169H140V170H141ZM148 169H149V170H148ZM0 170H1V169H0ZM19 170H22V168H21V169L18 168V171H19ZM33 170H34V169H33ZM71 170L73 171V170H76V169H73V167H72ZM136 170H135V171H136ZM6 171H7V170H6ZM13 171H11V172H12L11 176H12V175L14 176V173L17 174L16 171H15L14 173H13ZM25 171H26V170H25ZM29 171H30V170H29ZM56 171H57V170H56V168H55V172H56ZM67 171H69V170H67ZM78 171H79V169H78ZM82 171H83V170H82ZM82 171H81V169H80L79 176H78V172H77V170H76L77 173H75V171H73V172H74L73 175L76 174V176H78V179H79V177H80V179H81V176H82V174L84 173V171H83V172H82ZM90 171H91V170H90ZM153 171H154V170H153ZM153 171H152V172H153ZM2 172H3V171H2ZM20 172H21V171H19L18 173H20ZM27 172H28V171H27ZM37 172H38V171H37ZM52 172H54V171H52ZM69 172H70V171H69ZM81 172H82V174H81ZM85 172H86V171H85ZM136 172H137V171H136ZM140 172H141V171H140ZM6 173H7V172H6ZM103 173H104V172H103ZM103 173H102V174H103ZM107 173H108V171H107ZM133 173H134V172H133ZM141 173H143V172H141ZM7 174H8V173H7ZM25 174H26V172H25ZM25 174H24V175H25ZM39 174H40V173H39ZM43 174H44V173H43ZM46 174H47V176H46L45 174H44V175L46 176V178H48L47 180L49 181V176H50V174H48V173H46ZM52 174H56V173H52ZM52 174H51V175H52ZM80 174H81V175H80ZM84 174H85V173H84ZM86 174H87V173H86ZM105 174H106V173H104L103 175L105 176ZM110 174H111V173H110ZM137 174L139 175L140 173L138 172ZM137 174L135 173V175L137 176L136 178L138 179V175H137ZM1 175H2V176H1V179H2L3 174L1 173ZM26 175H28V174H26ZM48 175H49V176H48ZM67 175H69V174H67ZM87 175H88V174H87ZM100 175H101V174H100ZM15 176H16V175H15ZM15 176H14V177H15ZM40 176H41V174H40ZM40 176H39V177H40ZM52 176H53V175H52ZM54 176H55V175H54ZM59 176H60V177H59ZM83 176H84V175H83ZM89 176H90V175L87 176V179L89 178ZM112 176H113V175H112ZM14 177H13V178H14ZM19 177H20V176H19ZM28 177H29V176H27L26 178L28 179ZM31 177H32V176H31ZM33 177H34V179H35V176H33ZM37 177H38V176H37ZM69 177H70V176H69ZM90 177H92V176H90ZM94 177H95V176H94ZM94 177H93V178H94ZM102 177H103V176H102ZM132 177H134V176H132ZM8 178H9V177L7 176V179H8ZM15 178H16V177H15ZM15 178L12 179V181L14 180V184H15V186H16V188H18V185H16V184H18L19 182L16 181ZM43 178H44V176L42 177V180H41V177H40V180H37L38 178L36 179L37 181L34 180V179H33V180L36 181V182H38V181H42V182H39V185L41 184V186H42V183L45 182V183H43V184L46 186V185L48 184V183H47L48 181L46 182V179H45V181H44ZM50 178H51V177H50ZM54 178H55L56 180H54ZM54 178H53L54 181L50 179V180H51V183L49 182L50 185H49V184H48V185H49V188H50V189H51V187H54V188H56V189H55L56 192H57L58 194H59V193L61 194V195H60V194L57 195V196H59V198H60V197L63 198V199H59V200H62V201L65 200L64 203H65V202H66V203H69L70 200L73 198V196H74V197L77 196V195H74V194H76V193H75V191L72 190V189H75V188H71L72 191L69 189V190L72 192V193H70V191L64 186V184H63L64 181H63V183H62V181H61V180L63 179V176H62V178H61V173H60V175L57 174V177H54ZM57 178H61V179L59 180V179H57ZM74 178H75L74 180H75L76 182H78V181H79V182H82V180L85 179L84 177H82V180H78L75 176H74ZM83 178H84V179H83ZM93 178H91V179L93 180ZM1 179H0V182H2V181L4 180V178L2 179V181H1ZM20 179H21V178H20ZM69 179H71V178H69ZM115 179H116V178H115ZM215 179H216V178H215ZM8 180H9V179H8ZM8 180H7V181H8ZM28 180H29V179H28ZM33 180L31 179V181H33ZM67 180H68V179H67ZM132 180H133V179H132ZM135 180H136V179H134L133 181H135ZM70 181H72V180H70ZM85 181H86V180H85ZM88 181H89V180H88ZM15 182H18V183H15ZM26 182H27V180H26ZM26 182H25V186L27 185ZM29 182H30V180H29ZM29 182H28V183H29ZM96 182H97V181H96ZM2 183H3V182H2ZM11 183H13V182H11ZM11 183L9 184V182H8V184L6 183L7 185H6V184H4V185L2 184V185H1V183H0V206H1V207H5V205H7V204H9V203L13 206V204L15 205L18 201H21V202H22V201H23V200H22L23 198H24L25 201H26V199H27V200L29 199L28 197H29L30 193H29V194H27L28 192L24 193V192H25L24 189H26V187H27V189H26V191H27L28 188L32 187V186H31V185H32L31 183H33V182H30L31 185H30V184L28 185V186H30V187H28V186L25 187L24 184H23L22 187H25L24 189H22V187L19 185V188H18V189H20V187H21V189L24 190V191H23V194H27V195H25L24 197H23V196L21 197V194H22V193L20 194V192H22V190H21V191H20V190L17 191V189H15V188L13 187L14 184H13V186H12ZM21 183H22V182H21ZM23 183H24V181H23ZM69 183L71 184V185H70L71 187H72V185H74V183L72 184L71 182L68 181V182H67V186H68ZM88 183H89V182H88ZM91 183H92V182H91ZM91 183H90V185H91ZM94 183H95V182H94ZM232 183H233V182H232ZM37 184H38V183H37ZM75 184H76V183H75ZM79 184H80V183H79ZM9 185H11V186H9ZM39 185H38V187H39ZM48 185H47V187H48ZM65 185H66V184H65ZM81 185L84 186V184H82V183H81ZM81 185L79 186V188H76V189H81V188L83 187V186H81ZM87 185H88V187L90 186L89 184L86 183L85 186H87ZM101 185H103V184H101ZM114 185H115V184H114ZM35 186H36V185H35ZM41 186H40V187H41ZM45 186H42V188L45 189V188H44ZM76 186L78 187V183L76 184ZM76 186H75V187H76ZM85 186H84V187H85ZM172 186H173V185H172ZM228 186H229V185H228ZM47 187H46V188H47ZM80 187H81V188H80ZM186 187H187V186H186ZM13 188H14V189H13ZM42 188H41V189H42ZM54 188H53V190H54ZM68 188H69V187H68ZM86 188H87V187H86ZM86 188H85V189H86ZM102 188H103V187H102ZM257 188H258V187H257ZM36 189H37V187H36ZM39 189H40V188H39ZM57 189H58V190H57ZM258 189H259V188H258ZM46 190H47V189H46ZM81 190H84V189H81ZM81 190H79V192H80ZM240 190H241V189H240ZM254 190H255V189H254ZM14 191H15V193H14ZM184 191H185V190H184ZM201 191H202V190H201ZM18 192H19V193H18ZM29 192H30V191H29ZM31 192H32V191H31ZM45 192H46V191H45ZM48 192H49V191H48ZM52 192H53V191H52ZM73 192H74V193H73ZM76 192H77V194L79 193L78 190H76ZM182 192H183V191H182ZM16 193H17V194H20V195L17 197V199L14 198V196H15ZM93 193H94V192H93ZM203 193H204V192H203ZM205 193H206V192H205ZM253 193H254V192H253ZM13 194H14V195H13ZM17 194H16V195H17ZM33 194H34V193H33ZM35 194H36V193H35ZM35 194H34V196H35ZM49 194H51V193L49 192ZM52 194H53V193H52ZM68 194H69V195L72 194V198L69 197L70 200L67 202V199H66V198H68V197H67V196H69ZM115 194H116V193H115ZM120 194H121V193H120ZM39 195H41V194H39ZM34 196H33V195L30 196V198H32V200L30 199L32 202H33V199H36V197H34ZM70 196H71V195H70ZM105 196H106V195H105ZM20 197H21V199L19 200L18 198H20ZM33 197H34V198H33ZM37 197H40V196H37ZM52 197H53V196H52ZM13 198L17 200L16 203L14 202ZM25 198H26V199H25ZM42 198H43V197H42ZM46 198H47V197H46ZM69 198H68V199H69ZM79 198H80V197H79ZM163 198H164V197H163ZM165 198H166V197H165ZM174 198H175V197H174ZM251 198H252V197H251ZM50 199H51V198H49L48 200H50ZM101 199H103V197H102ZM101 199H100V201H101ZM147 199H148V198H147ZM151 199H153V197H152ZM211 199H212V198H211ZM12 200H13V201H12ZM16 200H15V201H16ZM42 200H43V199H42ZM48 200H47V202H53V200H52V201H48ZM55 200H57V199H55ZM55 200H54V202H55ZM161 200H162V199H161ZM161 200H160V201H161ZM43 201H45V200H43ZM103 201H104V200H103ZM200 201H201V200H200ZM11 202H14V203H11ZM21 202H20V204H21ZM54 202H53L52 204H54ZM59 202H60V201H59ZM97 202H98V201H97ZM202 202H203V201H202ZM18 203H19V202H18ZM56 203H57V202H56ZM62 203H63V202H62ZM66 203H65V205H67ZM92 203L95 204V202H92ZM225 203H226V202H225ZM242 203H243V202H242ZM71 204H72V203H71ZM82 204H83V203H82ZM226 204H227V203H226ZM11 205H10V206H11ZM46 205L48 206V203H47ZM55 205H56V204H55ZM55 205H54V206H55ZM59 205H60V204H59ZM75 205H76V204H75ZM103 205H104V204H103ZM241 205H242V204H241ZM10 206H9V207H10ZM12 206H11V207H12ZM30 206H31V205H30ZM42 206H43V205H42ZM54 206H53V207H54ZM71 206H74V203H73ZM236 206H237V205H236ZM15 207H16V206H15ZM15 207H14V208H15ZM107 207H108V206H107ZM113 207H114V206H113ZM125 207H126V206H125ZM243 207H244V205H243ZM261 207H262V206H261ZM12 208H13V207H12ZM41 208H43V207H41ZM47 208H49V207H47ZM67 208H68V207H66V209H67ZM75 208L77 209V206H76ZM81 208H82V207H81ZM92 208H93V207H92ZM131 208H132V206H131ZM131 208H130V209H131ZM4 209H5V208H4ZM88 209H89V208H88ZM93 209H94V208H93ZM93 209H92V210H93ZM187 209H188V207L186 208V210H187ZM5 210H7V209H5ZM9 210H11V208H9ZM18 210H19V209H17V211H18ZM96 210H97V209H96ZM131 210H132V209H131ZM211 210H212V209H211ZM7 211H8V210H7ZM60 211H61V210H60ZM75 211L77 212V210H75ZM78 211H79V210H78ZM190 211H191V210H190ZM231 211H232V210H231ZM5 212H6V211H5ZM5 212H4V210H3V214H4ZM45 212H46V211H45ZM131 212H132V211H131ZM170 212H171V211H170ZM250 212H251V211H250ZM14 213H16V212L14 211ZM14 213H11V212H10V216H11V214L13 215ZM71 213H72V212H71ZM84 213H85V212H84ZM88 213H89V212H88ZM110 213H112V212H110ZM123 213H124V212H123ZM126 213H127V212H126ZM227 213H228V212H227ZM1 214H2V213L0 212V218H1L0 220H2V219H3L2 217L4 216L3 214H2V215H1ZM44 214H45V213H44ZM14 215L17 216L16 214H14ZM164 215H165V214H164ZM15 216H13V217H15ZM88 216H89V214H88ZM88 216H87V217H88ZM91 216H92V215H91ZM228 216H229V215H228ZM5 217H6V216H5ZM5 217H4V219H6ZM44 217H45V216H44ZM121 217H122V216H121ZM10 218H11V219H14V218H12V217H10ZM42 218H43V217H42ZM16 219H17V218H16ZM47 219H48V217H47ZM160 219H161V218H160ZM221 219H222V217H221ZM7 220L11 221L9 218H8ZM21 220H22V218H21ZM29 220H30V219H29ZM218 220H219V219H218ZM5 221H6V220H5ZM5 221H4V222H5ZM9 221H8V222H9ZM30 221H31V220H30ZM38 221H39V220H38ZM1 222H3V220L0 221V223H1ZM14 222H16V220H13V223H14ZM28 222H29V221H28ZM105 222H106V221H105ZM169 222H170V221H169ZM199 222H200V221H199ZM6 223H7V221H6ZM6 223H5V224H6ZM9 223H10V222H9ZM13 223L11 222V224H13ZM45 223H46V222H45ZM55 223H57V222H55ZM1 224H2V225H1ZM1 224H0V227H3V226H4V225H3L4 223H1ZM122 224H123V223H122ZM257 224H258V223H257ZM259 224H260V223H259ZM9 225H10V224H9ZM14 225H16V224H13V226H14ZM32 225H33V224H32ZM35 225H36V224H35ZM16 226H17V225H16ZM147 226H148V224H147ZM252 226H253V225H252ZM252 226H251V227H252ZM20 227H21V226H20ZM44 227H45V226H44ZM67 227H68V226H67ZM255 227H256V226H255ZM11 228L13 229L14 227H12V226L10 225V229H11ZM23 228H24V227H23ZM29 228H30V227H29ZM147 228H148V227H147ZM2 229H3V228H2ZM7 229H8V227H7ZM15 229H16V228H14L13 230L15 231ZM5 230H6V229H5ZM5 230L0 231V234L2 235V237H3V235H5V234H3V232H4ZM28 230H29V229H28ZM45 230H46V229H45ZM68 230H69V229H68ZM8 231L11 232V230H9V229L6 230L7 233H8ZM14 231H13V232H14ZM36 231H37V230H36ZM39 231H40V230H39ZM41 231H42V230H41ZM110 231H111V230H110ZM4 233H5V232H4ZM7 233H6V234H7ZM28 233H29V232H28ZM233 233H234V231H233ZM9 234H10L11 237H10L9 235H7L8 238H7V236H6V238H5V237H4V238H5V239L12 238L11 233H9ZM15 234H16V231H15ZM15 234L13 233V235H15ZM19 234H21V233H19ZM19 234H18V235H19ZM34 234H36V232H34ZM22 235H23V234H22ZM241 236H242V235H241ZM14 238H16V237H14ZM144 238H145V237H144ZM0 239H1V237H0ZM5 239H4V240H5ZM18 239H20V238L18 237ZM142 239H143V238H142ZM14 240H15V239H14ZM28 240H29V239H28ZM143 240L145 241V239H143ZM16 241H17V240H16ZM32 241H34V240L32 239ZM35 241H36V240H35ZM230 241H232V240H230ZM19 242H20V241H19ZM28 242H31V240H30V241H27V243H28ZM241 242H242V241H241ZM0 243H1V240H0ZM8 243H9V242H8ZM11 243H12V241H11ZM15 243H16V242H15ZM22 243L24 244V241H23ZM3 244H5V243H3ZM3 244H2V245H3ZM16 244H17V243H16ZM80 244H82V243H80ZM14 245H15V244H14ZM43 245H45V244H43ZM43 245H42V246H43ZM176 245H177V244H176ZM11 246H12V245H11ZM1 247H2V246H0V249H1ZM15 248H16V246L14 247V250H15ZM17 248H18V247H17ZM17 248H16V249H17ZM2 249H3V248H2ZM240 249H241V248H240ZM247 249H248V248H247ZM46 250H47V249H46ZM250 250H251V249H250ZM20 251H21V250H20ZM20 251H19V252H20ZM4 252H7V250H5ZM11 252H12V251H11ZM11 252H9V253H11ZM13 252H14V251H13ZM31 252H32V251H31ZM63 252H64V251H63ZM17 253H18V252H17ZM7 254H8V252H7ZM7 254L5 253V255H7ZM32 254H33V253H32ZM150 254H151V253H150ZM0 255H1V254H0ZM11 255H12V254H11ZM11 255H10V258L13 257V259H14V256L11 257ZM0 257H1V256H0ZM3 257H4V256H3ZM7 257H8V255H7ZM29 257H30V256H29ZM32 257H33V256H32ZM40 257L42 258V255H41ZM46 257H47V256H46ZM24 258H26V256H25ZM41 258H40V259H41ZM7 259H9V258H7ZM23 260H24V259H23ZM253 260H254V259H253ZM16 261H17V259H16ZM16 261H14V262H16ZM14 262H13V263H14ZM40 262H41V261H40ZM4 263H5V262H4ZM11 263H12V262H11ZM150 263H152V262H150Z\"/></svg>","mask_w":264,"mask_h":264}]
</instances>
